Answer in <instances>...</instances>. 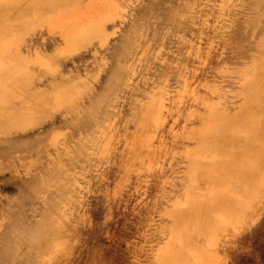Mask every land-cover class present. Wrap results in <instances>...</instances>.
<instances>
[{
  "label": "rangeland",
  "instance_id": "374dc122",
  "mask_svg": "<svg viewBox=\"0 0 264 264\" xmlns=\"http://www.w3.org/2000/svg\"><path fill=\"white\" fill-rule=\"evenodd\" d=\"M9 1L0 264H264V0Z\"/></svg>",
  "mask_w": 264,
  "mask_h": 264
},
{
  "label": "bare ground",
  "instance_id": "6f19581e",
  "mask_svg": "<svg viewBox=\"0 0 264 264\" xmlns=\"http://www.w3.org/2000/svg\"><path fill=\"white\" fill-rule=\"evenodd\" d=\"M76 0H65L64 2H63V4L62 5H69V4H73L74 2H75ZM9 2H11L12 3V0L11 1H9ZM15 4V6H18L19 4H22L19 0H14L13 1ZM19 3V4H18ZM6 5H8V4H6ZM13 5V4H12ZM8 6H10V4L8 5ZM13 7V6H12ZM20 7V6H19ZM22 8H20V11H19V14H17L16 16L17 17H21L22 15H23V5L21 6ZM25 7H28V6H25ZM7 11V9L5 10V12ZM8 12H10V11H8ZM4 14V13H3ZM11 14V13H10ZM4 16V15H3ZM2 16V17H3ZM15 16V17H16ZM7 17V16H6ZM9 17H12L11 15L9 16ZM110 17V16H109ZM15 18H13V20H14ZM4 21H6L5 19H4ZM79 21V20H78ZM8 24H10V23H8ZM12 25V24H11ZM8 28V27H7ZM4 30V29H3ZM2 30V31H3ZM7 30H11V28H9V29H7ZM6 31V30H5ZM4 33H6V32H4ZM8 33V32H7ZM2 35V34H1ZM1 35H0V37H1ZM5 35V34H4ZM4 42V41H3ZM3 44V43H2ZM46 67V66H45ZM3 68V67H2ZM24 68V67H23ZM0 76H5V75H7V73H8V70L7 69H1L0 70ZM26 74V73H25ZM264 78V77H263ZM12 88V87H11ZM13 90H14V88H13ZM4 96V95H3ZM256 101V100H255ZM1 104H2V102H1ZM255 106V104L254 103H249V108H251V109H253V107ZM6 110H7V108H6ZM6 110H4V112L6 111ZM29 111V110H28ZM6 114H8L7 112H6ZM27 114V113H26ZM3 115H5V114H3ZM9 115V114H8ZM11 115V114H10ZM25 115V114H24ZM26 116V115H25ZM25 116H23V117H25ZM8 117V116H7ZM220 153V152H219ZM218 160V159H217ZM217 160H215V161H217ZM210 164H212L213 165V161H211V163ZM217 165V164H216ZM222 166V165H221ZM211 167V166H210ZM211 170V169H210ZM225 171H226V168L225 167H216L215 169H214V173H215V176L213 177V178H211V179H214L213 181L214 182H217L222 176H225L224 174H225ZM202 179V178H201ZM198 180V179H197ZM200 180V179H199ZM201 181V180H200ZM200 181H198V182H200ZM197 182V183H198ZM6 253V252H5ZM4 257V256H3ZM7 258V257H6Z\"/></svg>",
  "mask_w": 264,
  "mask_h": 264
}]
</instances>
